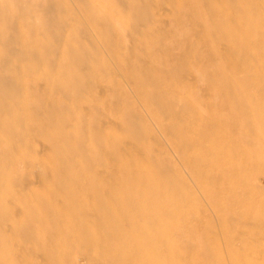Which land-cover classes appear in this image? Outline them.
Instances as JSON below:
<instances>
[{
  "label": "rangeland",
  "instance_id": "rangeland-1",
  "mask_svg": "<svg viewBox=\"0 0 264 264\" xmlns=\"http://www.w3.org/2000/svg\"><path fill=\"white\" fill-rule=\"evenodd\" d=\"M0 264H264V0H0Z\"/></svg>",
  "mask_w": 264,
  "mask_h": 264
},
{
  "label": "bare ground",
  "instance_id": "bare-ground-1",
  "mask_svg": "<svg viewBox=\"0 0 264 264\" xmlns=\"http://www.w3.org/2000/svg\"><path fill=\"white\" fill-rule=\"evenodd\" d=\"M73 20V19H72Z\"/></svg>",
  "mask_w": 264,
  "mask_h": 264
}]
</instances>
